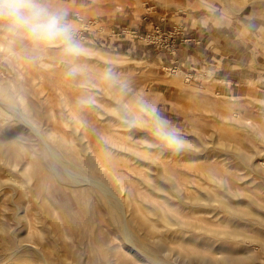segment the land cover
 Listing matches in <instances>:
<instances>
[{"label":"rangeland","instance_id":"rangeland-1","mask_svg":"<svg viewBox=\"0 0 264 264\" xmlns=\"http://www.w3.org/2000/svg\"><path fill=\"white\" fill-rule=\"evenodd\" d=\"M48 3L54 9L67 11L68 20L75 26L74 35L78 42H89L94 47L70 57L62 51V44L48 45L45 49L51 48L48 50L51 56L45 54L46 58L38 53L42 48H36L26 37L0 27V264H153L146 256L128 248L122 238L116 213L108 206L107 199L98 188L83 181L71 182L61 172L62 169H55L54 172L47 145L59 152L74 169L92 171L93 175L112 185L110 178L90 166L80 146V137L72 128L73 120L68 119V124L58 121L56 125L41 121L42 124L37 123L39 132L25 121L31 113L32 117L30 115L29 118L34 121L46 113L43 102L38 103L31 91L33 83L38 80H33L34 76L31 75L35 72V76H39L43 59L53 61L51 66L56 61L72 60L81 68V72L72 80L63 72L61 88L55 87L57 81L53 77L51 80L49 74L44 78L46 87L42 93L51 99L45 104H54L53 112L58 120L64 118L62 115L65 118L67 115L62 104L58 106L60 99L67 96L74 104L80 90L78 85L87 93L90 89L88 94L93 93L96 98L93 103L96 105L100 104L105 90L128 92L136 102L141 121L150 128L130 127L128 132L120 133H128V138L136 141L137 145L133 146L136 149H132L142 153L138 162H144L146 158L144 160L143 156L149 154L153 157H146L158 160V148L159 155L161 149L163 154L165 150V154H169L166 163L171 161L173 167L170 163L169 168L187 179L185 188L191 195H201L203 189L215 187L210 185L208 170L220 169L228 180L227 184L232 186L231 191L236 189L243 192L239 198L243 204H236V207L252 212L256 209V214L258 211L264 214V209L258 208V205L264 207V0H48ZM176 24L181 25V29L175 33L173 27ZM196 25L213 31L207 50L210 55L190 64L182 61L177 65L173 61L177 56V45L186 43L184 37L187 31ZM120 59L122 62L118 63ZM174 70L176 74H173ZM186 72L190 73V77H186ZM108 73L112 74L111 79L105 78ZM67 76L68 79L65 78ZM135 89L139 91L138 95L134 94ZM106 98L116 103L111 94ZM157 117L177 129L188 147L174 154L159 144L152 135ZM254 124L260 125L263 130ZM142 136L150 138L145 141ZM64 137L72 139L71 143L62 140ZM196 139L197 145L194 146ZM202 140L205 143L202 144ZM216 140L233 144L250 159L234 156V151L225 146L222 150ZM215 144L219 146L216 148ZM102 148L108 150L106 146L102 145ZM112 155L123 156L113 152ZM18 159L19 164H15ZM127 159L131 166L136 164V167H143L134 158ZM151 168L155 169L156 166ZM24 169L32 181L25 179L21 173ZM129 173L131 176L126 178L137 183L135 175L138 171ZM239 178H244V183ZM254 179H258L257 183H254ZM237 182L242 185L239 186ZM20 186V192L29 191L30 194V188H38L41 194L42 202L35 204L36 200L32 199L28 203H31L32 210L28 207L26 213L22 207L26 200L24 193L18 195ZM46 188H49L47 192ZM127 189L130 228L147 246L157 247L167 257L169 264H264V222L255 220L253 224L249 220L235 219L224 214V211H213L211 206L202 203L185 206L170 198L171 205H167L163 202V196L151 195L142 187L139 193L130 186ZM14 193L20 199L22 196V200L16 198ZM70 195H75L74 200ZM221 196L218 195L228 201L229 197ZM17 199L21 206L15 210L13 200ZM25 217L28 221H34L26 222ZM143 220L154 223L156 235H147L149 230L142 225ZM186 222L192 226L180 225ZM26 223L36 225L30 231ZM227 223L239 226L228 227ZM200 227L228 228L237 234L216 238L217 235L207 233Z\"/></svg>","mask_w":264,"mask_h":264},{"label":"bare ground","instance_id":"bare-ground-1","mask_svg":"<svg viewBox=\"0 0 264 264\" xmlns=\"http://www.w3.org/2000/svg\"><path fill=\"white\" fill-rule=\"evenodd\" d=\"M79 6V5H78ZM83 25H87V24H83ZM18 36V35H17ZM16 36V37H17ZM19 38V37H18ZM9 39V37H8ZM80 41V39H79ZM13 42V41H12ZM28 42V41H27ZM26 42V43H27ZM83 42V41H82ZM9 44V43H7ZM80 46H81V50H85V51H90V48L94 47L93 44L89 43L88 44H85V43H81L79 42ZM10 45V44H9ZM52 45H55V44H52ZM57 45V44H56ZM32 47V45H31ZM50 47V46H49ZM61 47V45H60ZM11 48H12V45H11ZM100 48V47H99ZM98 48V49H99ZM51 49V48H50ZM48 49V50H50ZM60 49V48H59ZM45 48H42V51L41 49L38 50V53L42 55H45V54H50L49 51ZM53 50V49H52ZM63 51V50H62ZM98 51V50H97ZM22 52V51H20ZM24 52H28V51H24ZM23 53V52H22ZM35 53V52H34ZM89 54V53H88ZM121 55H123L121 52H120ZM53 55V54H52ZM84 56H86V52L83 53ZM92 55V54H91ZM46 58H47V55H45ZM44 56V57H45ZM49 56V55H48ZM51 56V54H50ZM101 56V55H100ZM21 58V57H20ZM40 58V57H39ZM53 58V57H52ZM120 58V56H119ZM49 59V57H48ZM57 59V58H55ZM107 59V57H106ZM110 59V57H109ZM17 60V58H16ZM27 61V59H25ZM44 61L41 62V70L39 71L40 74H38L39 76L36 77V73L34 72L33 74L34 75H31V76H34L32 77L33 80L37 79V81H35L33 83V88H31V91L33 92L36 100L38 101V103H41L43 102V106H45V112L43 115L44 117L40 118L39 116L37 117V120L33 118H29L30 115L32 117V113L29 114V117H28V120L26 119L25 121L27 123H30V125L35 129L37 130L38 132L40 131L39 129V124L37 123H41L44 122V123H48L50 122L52 125H56V123L59 121V122H63L65 124H68V119H71L73 120V130L74 132H76L79 137H80V146L82 147V150L84 151V154L86 156V158L88 159V161L90 162V166L101 171L104 175H106L108 177V179L110 178V180L112 181V185H108L105 183L104 180H102L99 176H96V175H93L92 171L90 172H81V171H78L76 169H74V167L71 165V163H69L66 159H63L62 156L59 154V152L55 151L53 149V147H51L50 145H47L49 147V150H50V153L52 155V159H53V162H52V166L54 168V172H55V169H62L61 172L67 176L71 182H74V183H79L80 181H83V182H87L89 183L90 185L98 188L101 193L105 196V198L107 199L108 201V206L111 207L112 209H114L115 213H116V219L119 223V226H120V230H121V233H122V238L126 241L127 245H128V248H133V250L135 251L136 254L138 255H143V256H146V258L148 260H150L153 264H169L168 263V260H167V257L164 255V254H161L160 250L157 248V247H153V246H147L145 241L142 240V238H140L137 234H135L133 232V230L130 228L129 226V217L127 216V202H128V194H129V191L127 189L128 186H130L131 188L133 189H136L138 190V193L141 192V190L139 189L140 187L144 188L145 191H147L149 194H154V196H157V195H161L163 196V202L166 203L167 205H171V199H174V200H178L180 203L184 204L185 206H188L190 204H194V203H202V204H206V205H209L212 207V210L213 209H218V210H221L224 211L225 213L224 214H228V216H231L235 219H245V220H249L251 221L253 224L255 220H258L260 222H264V214L262 215L259 214L260 211H258L259 213H257V210H255V212H252V211H244V210H241L238 209L236 207V204H243L241 201V199H239L242 195H243V192H239L238 190L234 189L233 191H231V187L230 184L228 182V180H226L223 176V174L220 173V169H217V170H208V175H209V182H210V185H214L215 187H211L209 185V187L211 188H205L203 189V193L201 195H191L190 192L188 190H186L185 188V183H186V180L184 177H182L181 175L177 174L174 170H172L170 167V163H166L165 159L166 157L169 156V154H165V150H164V154L162 153V149H161V153L159 155V148H158V160L156 159H149L148 157L146 156H149V155H146L145 157L143 156L144 160L146 158V160L144 162H138V158L142 157V153H138V151H135L132 149L133 146H135V144L137 145V143H135L134 141L131 140V138H128L129 134H120V133H126L128 132V128H130L129 124H128V121L133 117H137V119L139 121H141V118H140V111L138 110L137 106H136V102L133 101L132 98L129 97V93L128 92H117L116 90H105L104 91V97L102 95V99H101V102L100 104L98 103V105H96L95 103H93V100L96 99L94 98L93 96V93L91 95L88 94L90 92V89L87 92H85L81 87H79L80 85L77 86V88H79V92H77V99H75V102L74 104H71V99H69L67 96H60L62 99H60L59 105L62 104V108H65L66 109V112H67V115H66V118H65V115H62L64 116V118H60L61 120H58L55 113L53 112V109H54V104L50 103V105L47 103V105L45 104L46 101L50 102V97L49 98H46V96H44V94L42 93L43 92V89L46 87V83H45V76L48 74L50 75L51 77V80H52V77H53V80L54 81H57V88H61L62 87V82L60 79H64V77L62 76V73L64 72L65 76L67 74V70H69V67L72 66V65H75L74 61L71 62V61H56V63H54L55 65L51 66V61H45V59H43ZM68 60V59H66ZM75 60V59H73ZM105 60V59H104ZM113 60V58H112ZM23 61V60H22ZM30 61V60H29ZM32 61V60H31ZM109 61V60H108ZM122 62V59H120L119 61H117L118 63L119 62ZM125 61V60H124ZM24 62V61H23ZM76 62V61H75ZM120 62V63H121ZM29 63V62H27ZM31 63V62H30ZM18 64V63H17ZM40 66V64H39ZM78 66V64H77ZM93 66V65H92ZM80 67V66H79ZM94 67V66H93ZM91 67V68H93ZM28 69V68H27ZM178 71V70H177ZM182 72V71H181ZM85 73V72H84ZM173 73V72H172ZM176 70H174V73L173 74H176ZM186 77H190V73H187L186 72ZM60 75V76H59ZM122 76V75H120ZM201 76V75H200ZM125 77V76H124ZM132 77V76H131ZM192 77V75H191ZM68 79V76L65 77ZM74 79V77H70V80ZM185 79V78H184ZM81 80V79H80ZM118 80V79H117ZM176 81V80H175ZM182 79H181V82L182 83ZM137 82V81H136ZM56 83V82H55ZM92 83V82H91ZM131 83V82H130ZM185 84V83H184ZM32 85V84H31ZM30 85V86H31ZM182 85V84H181ZM89 86V85H88ZM139 86V85H138ZM54 87V86H52ZM54 87V89H55ZM91 87H93V84L91 85ZM133 88V87H132ZM139 88V87H138ZM197 88V87H195ZM52 89V88H51ZM86 89V88H84ZM129 90H131L130 88H128ZM141 89V88H140ZM188 89V88H187ZM186 89V90H187ZM26 90H29V89H26ZM56 90V89H55ZM59 90V89H58ZM88 90V88H87ZM86 90V91H87ZM134 90V89H133ZM138 90V89H137ZM209 90V89H208ZM193 91V90H192ZM195 91V90H194ZM197 91V90H196ZM199 91V90H198ZM201 91V90H200ZM207 91V90H206ZM135 93L134 94H139V91H134ZM50 93V92H49ZM48 93V95H49ZM59 93V92H58ZM61 95H62V92L60 91ZM179 93V92H178ZM201 93V92H200ZM208 93V92H207ZM214 93V91H213ZM51 94V93H50ZM53 94V93H52ZM110 94L115 98V101L116 103H113V102H110L107 100L106 96H110ZM194 94V93H193ZM204 94V93H203ZM202 94V95H203ZM55 95V94H54ZM53 95V96H54ZM211 95V94H210ZM214 95V94H213ZM52 96V97H53ZM55 97V96H54ZM59 97V98H60ZM57 98V97H56ZM56 98H55V102H56ZM91 99V104L89 106H83L79 103V101L81 99ZM189 98V97H188ZM196 98H197V95H196ZM211 98V97H210ZM204 99V98H203ZM201 99V101L203 100ZM206 100V98L204 99ZM213 100V99H212ZM215 100V99H214ZM133 101V102H132ZM211 101V100H210ZM54 102V100H53ZM54 102V103H55ZM200 102V101H199ZM217 102V101H216ZM222 102V101H221ZM224 102V101H223ZM212 104V103H211ZM214 104H215V101H214ZM191 105V104H190ZM195 105V104H194ZM42 106V105H41ZM39 107V106H38ZM193 107V106H192ZM197 107V106H196ZM64 109V110H65ZM42 111V109H41ZM40 111V112H41ZM44 111V110H43ZM38 112V113H40ZM64 113V112H63ZM41 114V113H40ZM22 115V114H21ZM26 115V113H25ZM34 115H35V112H34ZM28 116V115H26ZM37 116V114H36ZM34 117V116H33ZM27 118V117H26ZM44 118V119H43ZM24 119V118H23ZM42 121V122H41ZM255 122V121H254ZM141 125L142 126H136V127H139V128H143L144 130H147V129H150L149 126H146L142 121H141ZM148 125V124H147ZM223 125V124H222ZM255 126L258 127L259 130H263L262 127L260 125H257V124H254ZM225 126V125H224ZM234 127H236V125H234ZM134 128V127H133ZM222 128V127H221ZM224 129V128H223ZM227 129V128H226ZM235 129V128H234ZM149 131V130H148ZM264 131V130H263ZM230 132H234V131H230ZM144 134V133H143ZM222 135V134H221ZM236 135V134H235ZM78 137V138H79ZM134 137V136H133ZM198 137V136H197ZM206 137V135L204 136ZM227 138H229L228 136H226ZM150 137L148 136H142V139H146L148 140ZM236 138V137H235ZM211 138H209L210 140ZM213 139V138H212ZM225 139V138H224ZM62 140H64L66 143H71L72 139L70 140L69 138L67 137H64ZM140 140V139H139ZM138 140V142H139ZM234 140V139H233ZM236 140V139H235ZM197 139H196V144L194 146L197 145ZM201 141V139H200ZM208 141V140H207ZM211 141V140H210ZM217 141V140H216ZM227 141V140H226ZM148 142V141H147ZM146 144H149L147 143ZM219 142V141H217ZM151 143V142H150ZM195 142H193L194 144ZM202 144L205 143L203 140L201 142ZM200 143V144H201ZM233 143V142H232ZM139 144V143H138ZM144 144V142H143ZM141 144V146L143 145ZM153 144V143H152ZM155 144V142H154ZM160 144V143H159ZM157 144V145H159ZM199 144V145H200ZM208 145L210 143H207ZM102 145L103 146H106V148H108L107 151L103 150L102 148ZM156 145V144H155ZM156 145V146H157ZM198 145V146H199ZM213 145V143H212ZM216 145V148L220 146V148L223 150V146H225L227 149H230L234 152L233 155H240L244 160L246 159H250L249 156L247 154H243L242 151H240V149L238 150V148L236 146H234L233 144H230V143H225V140L224 142H219V145L217 146ZM140 146V145H139ZM140 146V147H141ZM160 146V145H159ZM206 146V145H205ZM211 146V145H210ZM238 146V145H237ZM145 147V146H144ZM188 147V146H187ZM186 147V148H187ZM135 148V147H133ZM154 148V146H153ZM157 149V147H155ZM208 148V147H207ZM215 148V147H214ZM136 149V148H135ZM148 149V148H147ZM150 149V147H149ZM192 150V148H190ZM203 149V148H202ZM201 149V150H202ZM140 150V149H138ZM198 150L199 147H198ZM205 150V148H204ZM187 151V149H186ZM189 151V150H188ZM112 152L115 153V154H121L123 155L122 157H125V158H120V157H114V155H112ZM144 152V151H142ZM146 152V151H145ZM191 152V151H190ZM198 152V151H197ZM200 152V151H199ZM204 152V151H203ZM228 152V150H227ZM230 153V152H229ZM236 153V154H234ZM131 154H134V155H131ZM155 155V154H154ZM157 155V154H156ZM155 155V156H156ZM213 155H216V154H213ZM211 155V156H213ZM224 155V154H223ZM153 157V155H150ZM149 156V157H150ZM196 156V155H195ZM198 156V155H197ZM218 158H219V154L217 155ZM12 157H16V156H12ZM129 159H133L134 158V161L135 162H138L139 165H143V167H145V169L140 166V167H136V164L135 166H131V163L129 162ZM210 157V156H209ZM238 157V156H237ZM151 158V157H150ZM201 158V157H200ZM215 158V157H214ZM221 158V157H220ZM168 159V158H167ZM188 159H191V158H188ZM194 159V158H192ZM204 159H205V155H204ZM203 159V160H204ZM242 159V160H243ZM140 160V159H139ZM178 160V159H177ZM243 160V162H244ZM202 161V160H201ZM29 162V161H28ZM133 162V161H132ZM169 162V161H168ZM200 162V161H199ZM206 162V161H205ZM208 162V161H207ZM210 162V161H209ZM249 162V161H248ZM134 163V162H133ZM215 163V162H214ZM247 163V162H246ZM15 164H19V159L15 162ZM172 164V167H173V163ZM199 164V163H198ZM205 164V163H204ZM217 164V163H216ZM215 164V165H216ZM219 164V163H218ZM224 164V162H223ZM138 165V166H139ZM153 165V166H152ZM169 165V166H168ZM203 165V163L201 164ZM209 165V164H208ZM220 165V164H219ZM156 166V170L155 169H152L151 167H154ZM193 166V165H192ZM207 166V165H206ZM225 166V165H224ZM259 166V165H258ZM218 167V166H217ZM228 167V165H227ZM261 167V166H260ZM221 168V167H220ZM229 168V167H228ZM214 169V168H213ZM133 170H136L138 171V174L135 175V178H136V182H133V181H129L126 177L128 176H131V174L129 173L130 171H133ZM236 170V169H235ZM154 171V172H153ZM232 171V170H231ZM264 171V170H263ZM57 172V171H56ZM21 173L24 174L25 176V179L28 180V181H32V177L27 173V171L24 169V170H21ZM58 173V172H57ZM56 173V175L58 176V174ZM60 173V174H62ZM156 173V174H154ZM229 173V172H228ZM227 173V174H228ZM226 174V173H225ZM224 174V175H225ZM226 174V175H227ZM246 174V173H245ZM246 176V175H245ZM59 177V176H58ZM229 177V176H228ZM244 177V176H243ZM233 178H234V175H233ZM246 178V177H245ZM258 178V177H257ZM238 179V178H237ZM240 179V178H239ZM244 179V178H243ZM242 178L240 180H242V182L244 183V180ZM249 179V178H248ZM259 179V178H258ZM258 179H254V183L258 180ZM43 180V179H42ZM235 180V179H234ZM246 180V179H245ZM27 181V182H28ZM263 181V180H262ZM232 182V181H231ZM239 182V181H238ZM237 182V183H238ZM241 182V183H242ZM246 182V181H245ZM248 182V181H247ZM252 182V181H250ZM259 182V181H258ZM29 183V182H28ZM31 183V182H30ZM235 183V182H234ZM257 183V182H256ZM22 184V183H21ZM36 184V183H35ZM46 184H47V181H46ZM45 184V185H46ZM138 185H141V186H137ZM262 184V183H261ZM20 185V184H19ZM34 185V184H33ZM38 185H40L38 183ZM238 185H242V184H239ZM30 186V184H29ZM254 186V184H253ZM30 187H33V186H30ZM237 187V186H236ZM242 187V186H241ZM255 187V186H254ZM262 187V186H261ZM26 188V187H25ZM52 188V187H51ZM235 188V187H234ZM246 188V187H245ZM27 189V188H26ZM31 189V190H30ZM30 194L27 192V191H21L22 190V187L20 186V188L18 189L19 190V193H24V197L26 198V200L23 202L22 204V207L23 209L25 210L24 212L26 213V211L28 210V207L30 208V205L28 204L29 202H31L32 199L36 200L34 203L37 204L36 202L38 201H41V194L37 188V190H33L32 188H30ZM49 189V188H48ZM46 188V192L48 190ZM25 190V189H24ZM43 190V189H42ZM41 190V191H42ZM257 190V189H256ZM261 190V189H260ZM243 191H246V189H244ZM262 191H264L262 189ZM50 192L52 193V190L50 189ZM43 193V192H42ZM251 194V193H250ZM256 194V193H255ZM14 196L16 195V193L13 194ZM47 195V193L45 194V196ZM218 195H222L224 197H229L228 198V201L226 200H223V198H219ZM253 195H254V192H253ZM258 195V193H257ZM49 196V195H48ZM47 196V197H48ZM69 196V195H68ZM67 196V197H68ZM71 196V195H70ZM221 196V197H222ZM16 198H18L19 200H22V196H21V199L20 197H18L17 195L15 196ZM14 197V198H15ZM75 197V195H74ZM73 196H71V198L73 199L74 198ZM249 197V196H248ZM66 198V197H65ZM70 198V199H71ZM255 198V196H254ZM263 198V197H262ZM13 199V197H12ZM17 199V200H18ZM24 199V198H23ZM69 199V200H70ZM258 199V198H257ZM264 199V198H263ZM19 200L16 201V200H13L16 204L15 205V210H18L19 208ZM65 200V199H64ZM68 200V199H67ZM74 200V199H73ZM76 200V199H75ZM77 200H80V199H77ZM256 200V199H255ZM260 200V199H259ZM250 201H253L251 198H250ZM249 201V202H250ZM264 200H262L263 202ZM21 202V201H20ZM42 202V201H41ZM73 202V201H72ZM75 202V201H74ZM77 202V201H76ZM39 203V202H38ZM67 203H69L67 201ZM232 203H234L235 205H233ZM259 203V202H258ZM34 204V206H35ZM40 204V203H39ZM44 204V203H43ZM29 205V206H28ZM248 205V204H247ZM256 205V203H255ZM21 206V205H20ZM258 208L259 210L261 209H264V207L262 208V205H258ZM257 208V209H258ZM31 209V208H30ZM32 210V209H31ZM247 210V209H246ZM249 210V209H248ZM214 211V210H213ZM263 212V210H262ZM32 213V212H31ZM216 213V211H215ZM219 213V212H218ZM30 214V212H29ZM29 214H26L29 216ZM220 214V213H219ZM218 214V215H219ZM25 215V216H26ZM221 215V214H220ZM226 216V215H225ZM25 219H27L25 217ZM132 219V218H131ZM226 219H227V216H226ZM29 219H27L26 222H31V221H34V220H31V221H28ZM228 220V219H227ZM230 220V219H229ZM234 220V219H233ZM232 220V221H233ZM231 221V222H232ZM237 221V220H236ZM240 221V220H239ZM142 225L143 226H147L146 228H148L149 232L147 235H156V229H155V226H154V223L153 222H147V220H143L142 221ZM230 222V221H229ZM245 222V221H244ZM243 222V223H244ZM251 223V224H252ZM184 224V227H190L192 226L191 223H181L180 225L183 226ZM200 224V223H199ZM26 225H29L28 228L29 230L34 226L36 225L35 223H26ZM186 225V226H185ZM228 227H232V225H234V227H238L239 224H231L230 223H227ZM194 227H196L195 225H193ZM245 226V225H243ZM249 227V226H248ZM205 227H200L199 229H203V231L207 232V233H211V234H214V235H217L216 238L218 236H221V237H226L227 235H231L233 236L236 232L235 231H231V230H228L227 229H204ZM225 228V227H224ZM254 228V227H253ZM36 228H34L33 230L35 231ZM198 229V228H197ZM245 229V228H244ZM248 229V228H247ZM38 230V229H37ZM36 230V231H37ZM251 230V229H250ZM254 230V229H252ZM31 231V230H30ZM41 232V231H39ZM38 232V233H39ZM202 233V231H200ZM31 233V232H30ZM35 233H33L32 235H34ZM237 234V233H236ZM39 235L42 236V232L39 233ZM194 236V235H193ZM211 236V235H210ZM38 237V236H37ZM203 237H204V234H203ZM208 237V236H207ZM215 237V236H214ZM34 238V236H33ZM39 238V237H38ZM42 238V237H41ZM261 239V238H260ZM259 239V240H260ZM264 239V238H263ZM37 241V240H36ZM264 241V240H262ZM260 241V242H262ZM37 243V242H36ZM264 244V243H263ZM35 245V244H34ZM35 247V246H34ZM264 251V250H263ZM262 251V252H263ZM228 253V252H226ZM225 253H223V256ZM254 255V254H253ZM255 256V255H254ZM257 256V255H256ZM217 257V256H216ZM221 257V255L219 256ZM259 257V256H258ZM223 258V257H221ZM109 260V259H108ZM115 260V259H114ZM216 260V259H215ZM220 260V259H219ZM224 260V258H223ZM245 260V259H244ZM110 261V260H109ZM217 261V260H216ZM223 263V262H221ZM251 263V262H249ZM247 263V264H249ZM253 263V261H252ZM119 264V263H117ZM127 264V263H126Z\"/></svg>","mask_w":264,"mask_h":264},{"label":"clouds","instance_id":"clouds-1","mask_svg":"<svg viewBox=\"0 0 264 264\" xmlns=\"http://www.w3.org/2000/svg\"><path fill=\"white\" fill-rule=\"evenodd\" d=\"M67 11L54 9L48 0H0V27L9 32L22 35L36 48H45L52 44H62L66 56L78 55L81 51L75 39V26L68 20ZM81 72L77 65L69 67L68 76L76 77ZM111 79L112 74H106ZM79 103L89 106L91 99H81ZM152 129L154 138L167 150L179 154L187 145L174 127L167 121L155 118ZM128 124L130 127L142 126L141 121L133 116Z\"/></svg>","mask_w":264,"mask_h":264},{"label":"crops","instance_id":"crops-1","mask_svg":"<svg viewBox=\"0 0 264 264\" xmlns=\"http://www.w3.org/2000/svg\"><path fill=\"white\" fill-rule=\"evenodd\" d=\"M213 31L205 26H194L191 30L187 31L184 41L177 45L176 52L177 56L174 58L177 65L186 61L187 64L190 62H196L201 59L207 58L210 55L208 45L211 42ZM188 35V36H187ZM176 38L174 42H176ZM193 59V60H192ZM222 76V75H221Z\"/></svg>","mask_w":264,"mask_h":264},{"label":"built area","instance_id":"built-area-1","mask_svg":"<svg viewBox=\"0 0 264 264\" xmlns=\"http://www.w3.org/2000/svg\"><path fill=\"white\" fill-rule=\"evenodd\" d=\"M180 29H181V25H178V24H176V25L173 27V31H174L175 33L178 32Z\"/></svg>","mask_w":264,"mask_h":264}]
</instances>
